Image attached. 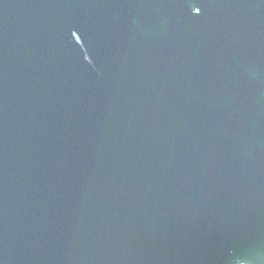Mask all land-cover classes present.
Instances as JSON below:
<instances>
[{
    "label": "water",
    "instance_id": "1",
    "mask_svg": "<svg viewBox=\"0 0 264 264\" xmlns=\"http://www.w3.org/2000/svg\"><path fill=\"white\" fill-rule=\"evenodd\" d=\"M0 264H264V0H0Z\"/></svg>",
    "mask_w": 264,
    "mask_h": 264
}]
</instances>
